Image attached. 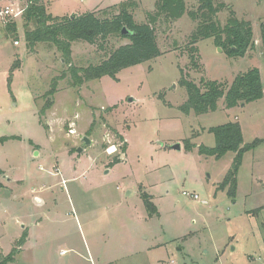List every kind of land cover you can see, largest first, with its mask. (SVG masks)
<instances>
[{
    "label": "rangeland",
    "instance_id": "1",
    "mask_svg": "<svg viewBox=\"0 0 264 264\" xmlns=\"http://www.w3.org/2000/svg\"><path fill=\"white\" fill-rule=\"evenodd\" d=\"M42 1L48 13L63 17L102 15L125 0ZM156 1L137 0L134 19L146 22ZM185 1L197 7L196 0ZM219 1L251 23L253 45L243 56L200 39L193 67L188 35L196 22L186 13L170 22L160 17L161 55L80 86L72 85L55 46L26 45L21 16L12 19L16 34L7 27L11 20H0V137L14 136L0 140V259L16 247L8 264H264V95L229 109L220 98L217 109L204 114L179 108L187 95L182 77L228 86L256 67L264 91V0ZM227 17V9L217 13L222 24ZM128 42L75 41L71 64L95 65ZM60 76L53 104L40 116ZM228 121L239 122L245 143L263 139L243 155L234 199L217 188L233 152L215 159L197 150L214 145L207 128Z\"/></svg>",
    "mask_w": 264,
    "mask_h": 264
},
{
    "label": "trees",
    "instance_id": "2",
    "mask_svg": "<svg viewBox=\"0 0 264 264\" xmlns=\"http://www.w3.org/2000/svg\"><path fill=\"white\" fill-rule=\"evenodd\" d=\"M21 1L26 4L21 15L26 45L30 48L36 43L44 42L55 46L60 51L64 63L69 66L67 70L74 86H80L84 82L97 80L103 76L116 78V74L120 70L161 55L162 52L159 49L155 33V24L160 17L170 22L176 21L186 13L192 21L196 22L194 30L188 35L189 58L191 65L196 68L198 63L193 55L194 45L200 39L212 38L214 44L221 47L230 56H243L253 45L251 23L238 19L232 7L219 0H196L197 7L195 9L187 8L185 0H157L156 10L153 13H147L146 22H137L134 19L133 11L138 7L137 0L122 1L110 9L102 10V15H97L94 11H87L63 17H54L48 13L42 0ZM224 9H227L228 17L222 24L217 18V13ZM114 11L117 12L109 14ZM7 27L13 34H16L14 20L9 21ZM123 27L127 31L126 34L121 33ZM108 37H122L128 39L129 42L118 46L105 59L95 65L76 68L71 64L73 42L84 41L94 44ZM260 39L264 58V25L261 26ZM17 66L18 61L16 60L11 66V71ZM61 77H55L52 80L51 87L46 92L47 101L38 111L40 116L44 115L45 111L52 106L53 99L51 97L56 92V84ZM180 83L185 87L187 94L185 102L179 106L185 114H189L191 111L195 114L215 111L220 98H223L225 108H233L258 100L263 97L264 93L260 72L256 67L237 74L228 86L216 80H201L202 85L200 86L185 77L180 79ZM206 131L213 135L214 145L211 147L203 144L198 145L199 154L213 156L215 159L221 158L229 151L234 154L223 180L217 187L218 189H227V195L234 199L237 173L243 155L257 147L263 142V139L255 138L251 142L245 143L238 121H228L212 126ZM12 137L14 136H3L0 137V140L4 141ZM193 145L189 139H185L187 149H191ZM117 160L116 158L113 163H116ZM142 196L145 204L148 202L146 206L150 207L152 204L146 200L147 195L142 194ZM153 209L155 210L154 205ZM25 237V233L22 234L17 244H23ZM18 251V248H13L10 253L0 259V264H8L13 261L14 255Z\"/></svg>",
    "mask_w": 264,
    "mask_h": 264
},
{
    "label": "built area",
    "instance_id": "3",
    "mask_svg": "<svg viewBox=\"0 0 264 264\" xmlns=\"http://www.w3.org/2000/svg\"><path fill=\"white\" fill-rule=\"evenodd\" d=\"M21 0H0L4 4L0 3V20H12L17 16H21L26 4H23ZM21 3V4H20ZM14 45H18V40H14ZM187 195V193L183 192ZM196 198V195H193ZM64 251H61L63 253Z\"/></svg>",
    "mask_w": 264,
    "mask_h": 264
},
{
    "label": "water",
    "instance_id": "4",
    "mask_svg": "<svg viewBox=\"0 0 264 264\" xmlns=\"http://www.w3.org/2000/svg\"><path fill=\"white\" fill-rule=\"evenodd\" d=\"M121 33H122V34H126V33H127V31L125 30L124 27L121 29ZM83 141H84L86 144L89 143V140H88V138H86V137H83ZM173 148H179V145H178V144H175V145L173 146ZM80 151H81V148L78 147V148H77V152H80ZM34 154L36 155V154H37V151H36Z\"/></svg>",
    "mask_w": 264,
    "mask_h": 264
},
{
    "label": "crops",
    "instance_id": "5",
    "mask_svg": "<svg viewBox=\"0 0 264 264\" xmlns=\"http://www.w3.org/2000/svg\"><path fill=\"white\" fill-rule=\"evenodd\" d=\"M263 95H264V93H263ZM0 170H3V169L0 168ZM61 251H64V250H61ZM61 251H60V254H61Z\"/></svg>",
    "mask_w": 264,
    "mask_h": 264
}]
</instances>
